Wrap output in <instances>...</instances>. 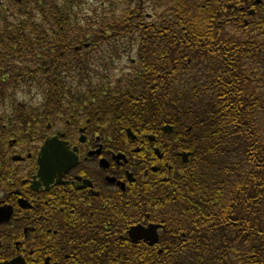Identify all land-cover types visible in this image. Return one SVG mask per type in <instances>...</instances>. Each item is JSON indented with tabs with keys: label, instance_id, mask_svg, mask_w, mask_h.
I'll list each match as a JSON object with an SVG mask.
<instances>
[{
	"label": "trees",
	"instance_id": "16d2710c",
	"mask_svg": "<svg viewBox=\"0 0 264 264\" xmlns=\"http://www.w3.org/2000/svg\"><path fill=\"white\" fill-rule=\"evenodd\" d=\"M33 1L8 32L16 46L7 59L17 58L11 69L24 75L16 88L38 73L23 82L45 91V116L66 119L78 107L83 122L105 120L115 133L120 123L138 136L174 126L157 142L172 166L164 164V178L146 184L138 200L162 224L160 239L130 251L131 263L264 264V90L233 71L229 31L208 27L212 15L187 0H153L151 13L147 0ZM199 26L208 31L197 38ZM135 40L141 46L127 80L97 82L95 64H115ZM207 52H219L222 73L192 75V54L201 60ZM178 151L191 152L188 162Z\"/></svg>",
	"mask_w": 264,
	"mask_h": 264
},
{
	"label": "flooded vegetation",
	"instance_id": "af4514ba",
	"mask_svg": "<svg viewBox=\"0 0 264 264\" xmlns=\"http://www.w3.org/2000/svg\"><path fill=\"white\" fill-rule=\"evenodd\" d=\"M187 1L199 14L212 15L208 27L218 22L236 39V48L228 51L236 60L233 71L263 89L264 0ZM32 6L33 0H0V264H132L130 251L136 254L144 241L133 242L131 228L162 225L147 202L138 203L146 184L164 178V164L172 166L164 160V143H157L162 131L154 138L148 133L125 138L120 123L115 133L110 122L81 121L78 107L66 119L52 120L45 116V91L23 99L5 89L16 78L11 67L18 61L7 59L12 56L7 49L16 46L6 40L8 32L16 16L30 14ZM199 27L197 38L208 31ZM192 56V75L222 73L219 52L204 53L201 60ZM47 139L55 140L52 149L66 143L68 153L44 155ZM59 159L69 167L65 163L59 175L49 176ZM131 215L134 222L125 226Z\"/></svg>",
	"mask_w": 264,
	"mask_h": 264
},
{
	"label": "rangeland",
	"instance_id": "374dc122",
	"mask_svg": "<svg viewBox=\"0 0 264 264\" xmlns=\"http://www.w3.org/2000/svg\"><path fill=\"white\" fill-rule=\"evenodd\" d=\"M91 1L97 2V1H102V0H91ZM136 3H137V1H135L133 3V5H135ZM146 6H147V13H151L152 7L154 6V1L153 0H147ZM128 39H127V42H128ZM131 44L133 45L131 48H128L127 44H126L125 45L126 50H124V49L120 50L122 55L121 56L116 55V57L114 59L115 64H113V62H112V65H108L106 67L95 64V66L98 67L96 70V81L97 82H104L106 85L110 84L111 86H115L121 80H127L129 65L131 66L130 59L136 57L137 50L139 47L137 40H135L134 42H131ZM101 53H102L101 50H99V51H97L96 55L98 54V56H100ZM16 89H17L18 93H20V96L23 99L29 98V96H28L29 92L32 93L33 91H35V90H31L30 86L26 85V84H22L19 86V88H16ZM34 95H36V93H34ZM23 96H27V97H23ZM40 99H41V96L38 97V99L35 98L36 102H37V100L40 101ZM50 119L61 120L62 117H61V115H59L58 117L56 115H53L50 117Z\"/></svg>",
	"mask_w": 264,
	"mask_h": 264
},
{
	"label": "water",
	"instance_id": "95a60500",
	"mask_svg": "<svg viewBox=\"0 0 264 264\" xmlns=\"http://www.w3.org/2000/svg\"><path fill=\"white\" fill-rule=\"evenodd\" d=\"M164 131L168 132L172 129V126L170 125H166L164 126ZM131 131H129V135H131ZM55 139V138H54ZM54 141L55 140H46L45 142V146H44V150H43V154H59V153H68L67 151V146H66V143L62 144V145H59V146H62L61 149H56V148H53L52 149V146H54ZM184 161H187L188 160V156L189 154L188 153H182L181 154ZM59 165L57 166V168L54 170L56 172H53V173H49V170H48V173H49V176H53V175H59V172L58 170L59 169H62L64 167V164L66 163V168L69 167L68 165V162L65 160V159H59V160H55ZM60 179V178H58ZM157 228H158V225L156 224H151L150 226L148 227H144L142 225H137V226H134L131 228L130 232H129V235H130V238L134 241V242H138L140 240H144V241H149L150 244H155L158 239H159V236H158V233H157Z\"/></svg>",
	"mask_w": 264,
	"mask_h": 264
}]
</instances>
